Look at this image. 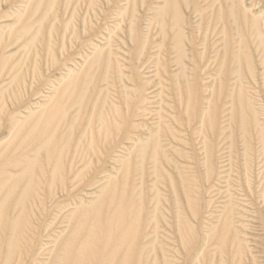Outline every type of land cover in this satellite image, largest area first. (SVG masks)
I'll return each instance as SVG.
<instances>
[{
	"label": "rangeland",
	"instance_id": "rangeland-1",
	"mask_svg": "<svg viewBox=\"0 0 264 264\" xmlns=\"http://www.w3.org/2000/svg\"><path fill=\"white\" fill-rule=\"evenodd\" d=\"M0 181V264H264V0H0Z\"/></svg>",
	"mask_w": 264,
	"mask_h": 264
},
{
	"label": "bare ground",
	"instance_id": "bare-ground-1",
	"mask_svg": "<svg viewBox=\"0 0 264 264\" xmlns=\"http://www.w3.org/2000/svg\"><path fill=\"white\" fill-rule=\"evenodd\" d=\"M168 1L170 3L171 0H168ZM173 11H174V9H173ZM43 116H45L44 111L40 112L38 117H36V121L34 122L33 127L34 126L36 127L38 121H40L41 119L45 118L44 120H46V116L45 117H43ZM30 117H32V115L25 117V119H23V120H18V121H16V123H18L19 125H24V123L28 119H30ZM58 164H59V159L56 158L53 162V170H55L57 168ZM13 165L14 166H20L21 170H20L17 178L15 180H13L12 184L10 185L9 189L7 190V193L14 192L17 189V187L19 186V184L26 179L24 181V188L18 194L16 201H15V205L19 206L20 213H21V212H23L25 203L29 200V198L33 197V191H31V190L38 183V180H37V176L34 175V172H33L34 166L31 162L22 163L20 160H16L13 162ZM1 183L2 182L0 181V184ZM5 202L6 201H5V197H4V198H2V200H0V206H4ZM0 211H2V210H0ZM20 213L18 214V216L20 215ZM18 216L9 223H6V224L4 222L0 223V229H1L0 231L5 236V240H9L10 238H12L11 235H8V232L10 233L11 231L18 229L17 228L18 227V220H19ZM111 228H112V230L114 228H118L121 231L123 230V227H121L120 225L111 224V226H106L103 228L104 229L103 235L110 237L111 236V234H110ZM13 241H14V239H13ZM121 241H122V239H120V238H116L115 240H113V242L112 241H102L100 239L99 240L96 239V249H93L91 251V253L88 254L87 256L91 260H93L94 264H95L96 261H101V256L103 254L110 253V256L107 258L106 261L103 262V264H114V255L116 256V254L118 253V248L121 245ZM1 242H3V241H1ZM9 253H10V251H9ZM120 264H127V262L125 260H122Z\"/></svg>",
	"mask_w": 264,
	"mask_h": 264
}]
</instances>
